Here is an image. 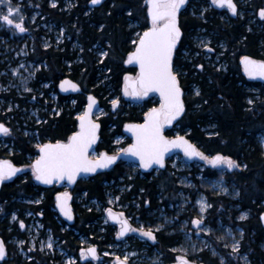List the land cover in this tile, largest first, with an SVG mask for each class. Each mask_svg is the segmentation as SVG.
<instances>
[{"label":"trees","instance_id":"16d2710c","mask_svg":"<svg viewBox=\"0 0 264 264\" xmlns=\"http://www.w3.org/2000/svg\"><path fill=\"white\" fill-rule=\"evenodd\" d=\"M32 1L35 0H30ZM90 1L72 0L67 12L60 10L62 2L51 9L46 6L47 11H54L52 15L56 23L64 21L70 24V35L73 38L77 36L80 41L77 49H69L67 42L61 44L54 52L41 44L36 47H40L38 51L40 59L46 57L50 67L54 68L45 72L48 75L53 73L55 81L58 82L63 75H69L81 84L83 90L93 93L98 98L104 113L99 118L101 129L96 150L114 153L116 137L125 135L124 125L142 121L145 111L157 103L147 100L146 106L144 99L138 100L124 93L126 75L136 73L135 68L126 64V58L135 47L133 41L138 38L136 33L138 31L141 33L149 27L150 21L146 0H103L100 5L92 7ZM243 1L246 4H241L243 12L234 17L228 14L227 10L220 8L207 7L203 10L201 6H208V0H190L192 5L199 4L196 11L201 14L197 16L187 10L182 11L183 35L172 59L184 92L185 108L181 118L165 133L171 136L178 131L192 140L204 156L211 158L220 154L230 157L240 165L234 172L226 173L228 183L240 190L237 199L220 194L215 196L216 191L211 190L205 183L200 184L202 178H215L222 173L214 166L194 168L193 165L191 169L180 171L184 175L188 174L197 184L194 191L204 192L212 203L204 219V222L210 226L218 225L220 220L227 224L236 222L232 218L235 219L238 214L235 207L237 204L255 207L253 201L257 191H262L264 196V148L260 143V135L264 134V82L248 81L240 63V58L243 56L264 60V18L259 15L260 10L264 9V0ZM39 4L41 7L44 5L42 1H39ZM199 33L209 41L207 48L202 49L197 46L198 41L194 38ZM98 45L108 52L107 57L99 55ZM199 65H203V68L198 67ZM42 73L44 70L39 72L40 76ZM251 84H254L257 90L252 91L249 88ZM197 91L199 95L196 94ZM79 96L81 100L76 107L70 104L69 109V104L55 107L50 103L43 104L44 99L41 98V104L49 110L41 112L40 122L28 121V127L37 131L39 136H28L15 129L14 133L11 131L6 138L7 142L14 141L16 155L11 157L12 161L21 163L26 158L24 160L26 163L28 159H33L37 153L38 140L42 142L49 139L67 140L77 129V111L87 103L83 95ZM14 99L17 100V96ZM22 101L24 104L25 99ZM114 101H117L115 106ZM59 107L62 113L57 115ZM17 112L18 109H15L9 113H14L15 116L21 114ZM127 139L126 145L130 143V139ZM1 142L0 138V157L9 155L7 147H3ZM128 170L129 164L118 161L111 168L79 181L75 199L77 198L78 201V195L84 193L87 202L96 199L101 201L106 209L110 208L107 196L108 184L113 185V181L119 180ZM178 179L175 170L167 164L151 182L143 178L138 185H134L132 192L139 194L141 202L140 217L155 221L154 218L162 207L166 208L168 213L175 215V211L169 209V206L179 200L177 196L182 185L179 183L175 185ZM36 187L29 172L1 185L0 200L3 201L2 204L5 203L2 207L3 211H0L1 238L5 235L2 227L3 229L12 227L14 232H18V236L25 235L21 231L20 222L23 221L27 225L30 221L26 218V210L38 211L44 208L42 219L47 225L55 227L57 220L52 210L54 206L52 198L38 206L22 201L23 196L34 195ZM186 191L191 193L188 188ZM147 193H150L149 203L145 202ZM191 194L195 195V193ZM82 205L83 202L76 203L78 217L84 218L87 234L94 233L97 227L95 221L105 215V212L99 213L93 208L89 209L88 206ZM13 211H17L18 215L10 225ZM192 215V212L187 211L180 217L191 220ZM111 232L112 229L105 234L111 235ZM260 237L261 235L248 236L244 239L239 254L229 253L228 249L218 246L221 254L230 259V264H241L239 255L243 252L249 254L252 264H264V246H262L264 240L260 241L258 239ZM4 238L6 239V236ZM177 238L178 233L157 232L156 240H150L152 248L157 247L160 250L159 253L165 264L175 262L180 255L177 251L171 250L177 245ZM187 258L196 264H225L222 257H212L208 249H202ZM12 260L10 264L22 262L21 258H12ZM23 264L36 263L24 261Z\"/></svg>","mask_w":264,"mask_h":264},{"label":"flooded vegetation","instance_id":"af4514ba","mask_svg":"<svg viewBox=\"0 0 264 264\" xmlns=\"http://www.w3.org/2000/svg\"><path fill=\"white\" fill-rule=\"evenodd\" d=\"M39 1H42L44 3L42 7L40 6ZM68 1L72 2V0H68ZM209 1L210 0H208V2ZM234 1L237 5V12L235 15L232 14L231 11L226 6L223 8L218 7L217 5L212 4L211 1L209 2L208 6L202 5L201 8L202 9L203 7H210L211 9L220 8V9L227 10L228 14L234 17H237L238 14L242 13L243 9L241 8V4L243 0H234ZM9 2L12 7L14 8L17 6L19 7V10H20L19 15H22L24 17L23 24L25 28L27 29V31L23 33L15 31V29L12 26L6 25L2 20H0V122H4L13 133L16 129L17 132H22L25 135H28V136L34 135V137H38L39 135L37 131L35 132L34 129H30L28 126L23 125V121L20 120L22 111H25L26 113H30L31 111H34L36 108H39L41 109L39 111V115L41 117L42 111L45 112L46 110H49L47 107H43V105L41 104L42 102L41 98L44 99V101L42 102L43 104L50 103V104H53L54 107L56 105L69 104L68 106V109H69L70 104L74 105L72 107H76V105L79 103V101L81 100L79 95H83L85 100L87 99V103H88V99H89L88 97L90 93L85 91V89L83 90V87H82V92H79V93H75V92L62 93L59 89L60 82L63 79L69 77V75L61 76L58 79V82L55 81L53 73L51 75H48L45 72V70L48 69L52 71L54 70V68L50 67L48 59L46 57L43 56L42 59H40L41 57L38 56L39 55L38 51H40L39 50L40 47L39 46L36 47V45L41 44L43 45L44 48L46 49L49 48L52 50V52H54V50L58 49V47H60L61 44H65L66 42H67V47L69 49L73 48L74 45H76L74 48L77 49L80 41L77 36H74L73 38L70 35L71 27L69 23H64V21H59V23H56L52 15V12L54 13V11L46 10V6H48L49 9H51L59 5L60 2H62L63 5L60 7V10L67 12V10L70 9V7L68 8L67 6V0H56L54 4L52 3L51 0H35L32 2H30V0H4V3L0 4V14H6ZM198 5L199 4H197L196 6L192 5L194 6V9H191L190 0H186L185 5L180 10V13L178 15V26L180 27L181 37L183 35V30H182L183 26L181 24L182 11L187 10L188 12H192V14L198 16L201 14L200 12L196 11V7ZM11 18L16 20L17 22L19 21V16L15 14ZM53 24L55 25V30L57 31L58 34L63 32L62 38L57 39L55 38V34H52L49 32L47 26L48 25L51 26ZM150 26H151V22H150L149 27ZM43 37L47 38L48 39L47 41L49 42L47 43L46 41L45 43V40L43 39ZM181 37L179 41L181 40ZM179 41L177 42V44L179 43ZM20 45L22 46L26 45L25 53L23 52L22 48L20 49V52H19V48L15 47V46L19 47ZM132 50H134V48ZM242 58L243 57H241L240 59ZM22 64H26V65L33 64L34 65V69L32 70V73H31L32 76L29 79L27 88H24L22 86L21 84L22 81L20 82L21 78L13 75L14 67H18L19 69L20 65ZM241 69L243 71L245 78L248 81L264 82L262 80L251 79L248 76V74L245 73L244 67L242 66V64H241ZM41 70H44V73H42V75L40 76L39 72ZM19 71L24 73L23 66L20 67ZM137 74H138V71L136 69V73L132 75L136 77ZM126 76L130 78H134V77H131V74H127ZM249 88H251L252 91L257 90L254 84L249 85ZM26 89H31V91H27ZM53 95L54 97L56 96L55 100L53 99ZM15 96H17L18 98L17 100L14 99ZM135 98H138L140 100L144 99L146 106H147V100L149 102H157L155 106L149 107V110L145 111V117H144L145 119H146L147 113L151 109L161 107V103H162L161 97L152 91H150L145 96H137ZM24 99L25 101L23 104L22 100ZM87 103L85 104V106L83 105V108L77 111L76 113V117H77L76 126L77 127H78V117L84 112V109ZM15 109H18V112L21 114L18 116H15L16 114L14 115V113H11V114L9 113L10 111L15 110ZM52 111L54 112V110ZM79 112L80 114L77 115ZM61 113H62V109L59 107L56 114L60 115ZM41 120H42V117H41ZM34 122H37V121H34ZM173 126L174 124L169 127L164 125L163 127L164 133L168 128H171ZM124 128H125V125L123 127V133L125 134L126 139L124 142H122V146H123V149H127L131 144L132 137L126 134ZM29 129L30 131H28ZM100 129L101 127L99 126V132H100ZM25 131H28V132H25ZM75 131H77V129ZM71 135L69 137H71ZM165 135L169 138L174 136V135L168 136L166 133ZM8 136L9 135L0 134V138L2 139L1 144L3 145V147H7L8 149L7 151L9 154V155H4L0 157V160L7 159V158L12 160L11 157L16 155V149L13 145L14 141L7 142L6 138ZM127 138L130 139V143L128 145H126L127 140H128ZM68 139L65 141H61V142L67 143ZM47 141H52V140L49 139ZM57 141H60V140H57ZM57 141H53V142H57ZM40 142L41 144L45 143L42 141ZM97 145H98V142L95 145L94 151L90 154V157H93L92 155L94 152H97L99 154L97 157H99L102 153H104V151L96 150ZM36 147H37V153L33 156V159H28L26 163L24 162L26 158L23 159L21 163L14 162L16 165H19L22 167V175L26 174L27 172L32 174L34 183L37 186L36 192L34 193V195L31 194V195L23 196L22 201L38 206L39 204L46 203L52 198L53 199L52 201L54 204L52 210L54 212V215L56 216V217L54 216V218H56L57 223H55V227L47 225L46 221L42 219V217L44 216L43 214L44 208H41L38 211H35L34 209L26 210L25 211L26 218L31 220L32 218L35 217V220L41 224L38 236L41 235L40 237H42V235L43 236L45 235V232L46 234H47V231L50 232V234H52V236L55 238L57 245L62 246V249L64 250V254H60V253L52 254V253H48L47 251L44 252L41 250L40 246L36 244L34 245V248L32 249L30 246L31 245L30 239L28 238V234L26 232V227L29 225L28 224L30 222L29 221L27 223L28 225L26 226V224L24 223L25 227L21 229V231L24 232L26 235V236L24 235L23 237L18 236V232H14L12 227H9L8 229H3L2 227V232L5 234L2 240L5 244L7 255H6V258H4L3 260H0V264H10V262L14 260V259L12 260V258H21L22 262L20 264H23L24 261H26L27 263H29L30 261H34V263L36 264H44V263L45 264H66V262L67 264H114L115 262H117V259L114 256H108L106 254L109 251H113V250L114 251L121 250L122 256H120L119 258L120 260H124L125 256L128 257L127 251H137L136 254H132L130 257H128L127 263L128 264H147V254H151L152 251L153 253L157 251L156 250L157 247L152 248L150 244V239L143 236L141 231H129L124 236H118L121 225L120 223L111 224L108 221V217H107L108 211L107 210L113 209L119 214L122 213L123 214L122 217L127 218L128 224L130 225L132 229H143L145 231L152 230L155 236L157 235V232H160L163 234L167 233L166 231H168L167 230L168 228L166 226H163V228L161 227V229L158 227V225L161 224L160 222L152 223L151 220H146L140 217L141 212H142L140 210V207H141L140 197H139V194L132 192L134 190L133 188L134 185H138V183H140L143 178H147V182H151V180L160 173V171L162 170V167H157V168L149 170V169H143L139 163H129L128 162L127 164H129V166L136 165L138 166V169H136V172H132L130 168L123 177H121L117 181H113V185L108 184L109 186L108 189L113 187L115 192H117L120 189H124V192L120 193V197H119L120 203L118 202V205L112 204L113 206L110 205V208L108 209L103 207L102 202L99 200L93 199L92 201L87 202L86 198H84L85 197L84 193L81 195H78L79 196L78 201L83 202V205H82L83 207L88 206L89 209L93 208L96 212H99V213L105 212V215H102L100 219H97V221H95V224L97 225V227L93 231L94 233L87 234V229L85 226L86 223H84L83 221L84 218L78 217V213L76 211L77 210L76 203L78 201H77V198L75 199V197H76V190L78 189V182L89 178V176L93 174L89 175L88 177L80 178L73 185H68V184L61 185V184L56 183V184L49 185V186H40L39 184L36 183L34 179L33 170L30 167L32 166V162L34 158H37L40 155V151H39L40 145L36 144ZM17 150L18 152H21L19 151V149ZM176 155H173L167 158L164 161L163 165L167 166V164H170L172 166V161ZM200 162L203 165L205 164L204 161L197 160V164ZM27 166H29L30 168L27 169L26 168ZM211 166L213 167V165ZM234 170L235 168H228L227 170L222 172L223 175L221 177H223L224 180L228 183V180L226 178V173H228V171L234 172ZM6 181H9V180L7 179L4 182ZM3 183H0V188ZM178 183H179L178 181L175 182V185ZM236 189L239 193L240 190L238 189V187H236ZM128 192H130V194ZM63 193L68 194V197L70 198V206L72 207L74 215H75V219L73 223H70L69 221H67L57 208V196ZM219 194L225 195L221 193ZM255 196L256 197L253 201L256 205L255 207L243 206V205L241 206L240 204H237L235 206L236 209L238 210V214L236 218L233 220L236 222L227 224L224 221L220 220V223L225 224V226L230 225V227L235 230H237V228H240L242 230V235H241V239L239 242V251L243 244V240L247 239L248 236L257 237V235H261V237L258 239H260V241L264 240V218H262L264 215V196L262 194V191L260 190L257 191V194ZM145 200H146L145 201L146 203H149L150 193H147ZM36 201H39V203H37ZM2 203L3 201L0 200V208H2L3 205H5V203L4 204ZM146 203H145V206H146ZM243 213H246L247 215L245 219L241 220L240 216ZM13 215H15L17 219V215H18L17 211H13L11 219H10V225H12V223H14V221L16 220V219L15 220L13 219ZM105 217H106V220H105ZM218 226H219V223L218 225L211 226L212 234L215 228H217ZM110 229H112L111 235H106L105 233L108 232V230ZM172 229H173V226H172ZM177 233H178V238H177L178 243L177 245L172 247V248H175L174 249L175 251L178 245L183 246V243H182L183 234L182 232H177ZM5 236H6V239L4 238ZM18 240L24 241L21 247L24 253H26L28 257H24V255L20 252L19 246L17 245V242H16ZM227 244L229 245V248H230L229 253H233L232 247H231L232 245L229 243ZM92 247H95L96 249L95 258L92 257L91 255L81 254L82 250L86 251L87 249L92 248ZM220 250L221 249L218 250L216 247H214V252L209 249L212 257H216L217 254H219V256L222 257V261H224L225 264H230V259H228V257L225 256L224 254L222 255ZM239 251H238V254H239ZM239 256H240L241 264H246L244 257H247V264H252V261L247 252H243V254H240ZM71 257L73 259L72 261L70 260Z\"/></svg>","mask_w":264,"mask_h":264},{"label":"snow or ice","instance_id":"6c2138e0","mask_svg":"<svg viewBox=\"0 0 264 264\" xmlns=\"http://www.w3.org/2000/svg\"><path fill=\"white\" fill-rule=\"evenodd\" d=\"M91 2L92 4H98L101 0H91ZM3 3L4 0H0V4ZM148 3L150 5L148 12L151 18V27L143 32L138 43L133 41V44L136 45L135 51L129 54L127 61L128 63L138 62L140 74L136 80L125 77L124 93L131 96H144L149 91L157 90L160 92L163 102L159 109L153 108L147 113L144 124L127 126L134 133L136 143L122 151L139 157L144 168L151 167L153 163L163 166L164 154L170 147L182 148L186 156L200 157L213 166L240 167L230 157H224L220 154L211 158L204 156L184 137L178 136L174 140H168L162 135L164 125L171 124L184 112V104L181 99L183 93L177 74L173 71L172 58L177 42L181 37L180 27L178 26V13L185 5L186 0H148ZM211 3L221 8L226 6L232 14L237 12V5L234 0H211ZM19 12V7L14 8L9 2L7 12L6 14H0V20L6 25L12 26L15 31L23 33L27 29L23 24L24 17L19 15ZM14 14L19 16L18 22L11 18ZM259 15L264 18V9L260 10ZM209 50L211 51V49ZM99 55L107 57L109 54L101 50ZM242 59L245 64V71L249 76L264 77V61H254L247 56ZM198 67L202 69L203 65ZM69 83V81H62L61 87L63 88L65 84ZM72 87L77 88L78 86L73 84ZM26 90L31 91V89ZM196 94L199 95V92L197 91ZM89 100L92 103L89 104L88 111L80 117L79 132L69 137L67 143L57 141L55 144L48 143L40 146L41 155L32 165L33 173L38 181L51 184L54 179H64L65 177L69 181H74L81 172H94L97 168H107L118 159L117 156H109L107 153L102 154L101 158L96 161L88 159V149L97 139L96 132L99 128V125L95 124L90 118L95 98L89 97ZM116 103L117 101L113 102L114 106ZM10 131L8 127L0 123V134L8 135ZM20 171L21 169L15 167L10 161H0V183L11 179ZM68 199L66 193L57 196L61 211L71 218L67 208ZM36 202L39 203V201ZM206 206L202 203V212ZM0 211H3V209L0 208ZM107 211L113 219L117 218L111 209ZM246 215V213H243L240 219H245ZM119 216L122 217L123 214L121 213ZM13 219H16L15 215H13ZM192 223L201 228L203 222L201 219H195ZM120 225L118 236H124L129 231H141L143 236L153 241L156 240L152 230L132 229L126 219H121ZM20 227H25L23 221L20 222ZM208 231L211 230L208 229ZM19 243L23 244L24 241ZM47 247L52 248V244L48 243ZM231 247L233 253H238L239 242L232 244ZM81 254L91 255L95 258L96 249L92 247L86 251L82 250ZM5 255L6 247L3 240L0 239V260H3ZM178 259L180 264H189V261L184 257ZM244 259L247 264V257H244ZM127 260V256L124 257L123 261L117 258L118 264H127Z\"/></svg>","mask_w":264,"mask_h":264},{"label":"rangeland","instance_id":"374dc122","mask_svg":"<svg viewBox=\"0 0 264 264\" xmlns=\"http://www.w3.org/2000/svg\"><path fill=\"white\" fill-rule=\"evenodd\" d=\"M51 1L53 4L56 2V0H51ZM244 2L245 1H242L243 4H244ZM71 5H72V2L67 0L68 8ZM244 5H246V4H244ZM205 8H207V7H203L204 10H205ZM191 9H194V6H192V4H191ZM242 12H243V10H242ZM47 27H48V30L50 33L55 34V38H57V39L62 38L63 32L58 34L57 31L55 30L54 24L51 26L48 25ZM136 34L139 37V35L141 33L138 31ZM43 39L45 40V43L48 40L47 38H44V37H43ZM194 39L196 41H198L197 46H199L202 49L207 48V44L209 43V41H207L206 37L204 35H202V33L195 35ZM48 42L49 41H47V43ZM25 46L26 45H23V46L20 45L19 47H17V46H15V47L19 48V52H20V49L22 48L23 52L25 53L26 52ZM75 46L76 45H74L73 48ZM97 47L99 48L100 46L98 45ZM101 50L104 51L103 47H100V51ZM182 53H184V52H182ZM215 60L218 61L217 58H215ZM22 66L24 68V73L19 71L20 67H22ZM20 67H19V69H18V67H14L13 75L21 78L20 82L22 81L21 82L22 86L24 88H27V85L29 83V79L32 76L31 73H32V70L34 69V65L33 64H27V65L22 64V65H20ZM37 68H39V67H37ZM131 77H135V76L131 75ZM104 80H106V79L104 78ZM55 98H56V96L54 97V95H53L54 100H55ZM40 110L41 109L36 108L34 111H31L30 113H26L25 111H22L20 120L23 121V125L29 126L28 125L29 120L31 122L33 120L37 121V123L39 121H41V117L39 115ZM103 113H104V111H103L102 107L100 106L99 110L96 113L97 119L100 118L103 115ZM79 114H80V112L77 115H79ZM25 115H27V116H25ZM28 131H30V129ZM28 131H25V132H28ZM177 134H180V132L175 131V135H177ZM125 139H126L125 135H118L116 137V139H115L116 152L123 150L122 142H124ZM260 143L264 148V134L260 135ZM37 144L41 145L40 140H38ZM98 155L99 154L97 152H94L92 156L97 157ZM198 160L204 161L205 166L210 165L207 162V160H204L202 158L198 159ZM192 162H194V160H190L182 154H178L174 157V159L172 161V168L178 174V175L176 174V176H179L178 182H179V184L182 185V188L179 190V196H177L179 198V200L176 203L170 204V209L175 211V215L169 214L168 211L164 207H162L158 210V213H157L158 215L155 216V218H154L155 221H152V223L160 222L161 224L158 225V227L161 229V227L163 228V226H166L168 228L167 229L168 231H166V232L169 234H172L174 232H176V233L182 232V234H183V238H182L183 246L178 245V247L176 249V251L180 254V255H178L179 256L178 258L184 257L186 260H189L192 264H194V261L188 259L187 257H189L190 255H193L195 253L200 252L202 249H208V250L210 249L214 252V247H216L218 249V247H219L218 245H220L222 248H224L226 250L228 249L230 251L229 245L227 243L232 245L236 242H240L242 230L240 228H237V230H235V229L231 228L230 225L225 226V224L218 222L219 226L217 228H215L213 234L211 233V231H208V229L211 230V226L204 222V219H205V216L207 213V209L210 207V202H208L209 201L208 197L206 196V194L204 192L194 191V189L197 187V184L189 177L188 174L184 175V174L180 173V171H182L184 169L193 168V165H194V168L196 166L203 168V166H204L203 164H201V162L197 164V160H195L194 163H192ZM30 167L32 168V166H30ZM30 167L27 166L26 168L28 169ZM216 168L218 169V172H223V171L228 169L225 165H219ZM129 169L132 172H136V169H138V166L131 165V166H129ZM222 175H223V173H221L219 175V177H217V178H210V179L202 178V180L204 182L201 181L200 184L204 185V183H205L210 187L211 190L216 191V193H214L215 196L218 195L219 193H221V194H225L229 198L237 199V197L239 196V193H238L236 187L231 185L230 183L228 184L224 180V178L221 177ZM186 188L191 190V193H193V194L195 193V195L193 196L190 192H187ZM122 192H124V189H120L117 192H115L113 187L108 189V192H107L108 203L110 205H112V204L118 205V202L120 203V201H119L120 193H122ZM202 203L204 205H207L204 208L203 212L201 211ZM187 211H189L190 213L191 212L193 213V215L191 217L192 221L195 219H201L202 220L203 223H202L201 228H198L195 224H193L189 218L185 219V218L180 217L181 214H183L184 212H187ZM156 212L154 211V213H156ZM231 216H232V212H231ZM232 219H234V218H232ZM105 220H106V217H105ZM28 224H27L28 226L26 225L27 226L26 232L28 234V238L30 239V242H31L30 246L32 249L34 248V245L36 244V245H39L41 250L44 252L47 251L48 253H52V254H56V253L64 254V250L62 249V246L57 245L55 238L52 236V234H50V232L47 231V234L45 232V235L44 236L42 235V237H40L41 235L38 236L41 224L35 220V217L32 218ZM172 226H173V229H172ZM20 241L21 240L16 241L17 245L19 246V250L24 255V257H28L26 255V253H24V251L22 250V247H21L22 244L19 243ZM48 243L52 244V248L47 247ZM226 245H227V247H226ZM174 249L175 248H172L171 250H174ZM219 249H220V247H219ZM156 250L157 251H155L154 253L147 254V264H165L163 262V258H161V254L158 252L160 250L158 248H156ZM136 253H137V251H127L128 257H130L132 254H136ZM106 254L108 256H114L116 259L120 258V256H122L121 250L109 251ZM217 256H219V254H217ZM70 260L71 261L73 260L72 257L70 258ZM178 260L179 259H177L176 261H178ZM66 264H67V262H66ZM195 264H196V262H195Z\"/></svg>","mask_w":264,"mask_h":264},{"label":"water","instance_id":"95a60500","mask_svg":"<svg viewBox=\"0 0 264 264\" xmlns=\"http://www.w3.org/2000/svg\"><path fill=\"white\" fill-rule=\"evenodd\" d=\"M102 1H103V0H101V2H102ZM101 2L98 3V4H92V2H90V4H91L92 6H98V5L101 4ZM234 3H235V1H234ZM235 4H236V3H235ZM147 5H148V10H149V6H150V5H149L148 2H147ZM182 8H183V7H182ZM182 8H181V9H182ZM181 9H180V10H181ZM179 13H180V11H179ZM179 13H178V15H179ZM234 15H235V14H234ZM148 17H149V21L151 22V18H150V16H149V12H148ZM149 28H150V27H149ZM147 30H148V28L145 29L143 32H145V31H147ZM143 32L141 33L140 36H142ZM138 41H139V39H138ZM138 41H137V43H138ZM135 47H136V46H135ZM134 51H135V48H134V50H133L132 52H134ZM132 52H131V53H132ZM129 54H130V53H129ZM128 56H129V55H128ZM128 56H127V59H126V64H127V65H130V66H132V67H134V68H136L137 71H138V75H137V77H136V78H131L132 80H136V79L139 77V74H140V65H139V63L136 62V61H133L132 63H128V62H127V61H128ZM244 57H246V56H244ZM247 57H250V58H251L252 60H254V61H258V60H256L254 57H251V56H247ZM240 62H241V64H242V66L244 67V71H245V64H244L243 59H240ZM172 65H173V63H172ZM173 71L175 72L174 67H173ZM175 73H176V72H175ZM245 73H247V72L245 71ZM247 74H248V73H247ZM248 76H249V74H248ZM249 77H250L251 79H254V80H262V81H264V77H259V76H249ZM63 81H69L70 83H69V84H65L63 88L61 87V83H60V89L62 90V92H64V93H68V92L79 93V92H82V87H81V85H80L77 81H75L74 79H72L71 77H67V78L64 79ZM73 84H74V85H77L78 87H77V88H73V87H72ZM149 92H150V91H149ZM149 92H148V93H149ZM152 92L158 94V95L161 97V94H160L159 91H157V90H152ZM182 93H183V90H182ZM144 96H145V95H144ZM89 97H94V98H95V102L93 103V106H92V109H91L90 118H91V120H92L95 124H98V125H99L98 120L95 119V118L93 117L94 114H96V112L99 110V101H98L97 97H95L93 94H90ZM161 99H162V97H161ZM181 99H182L183 104H184V93L182 94ZM162 102H163V99H162ZM90 103H92V101L89 100L88 104H87L86 107H85V112L88 111V106H89ZM156 109H159V108H156ZM181 116H182V114H181L179 117H177L175 120H173L171 124H165V126H171V125H173V124L176 122V120L179 119ZM145 120H146V119H145ZM145 120H143V121H141V122L129 123V124H127V125L125 126L124 130H125L126 134H128L130 137H132V142H131L130 145H133V144L136 143V138H135L134 133H133L132 131H130L129 128H128L127 126H128V125H142V124L145 123ZM0 123H3L6 127H8L4 122H0ZM8 128H9V127H8ZM77 128H78V130H77L76 132H79V131H80V117H78V127H77ZM98 130H99V128L97 129V132H96L97 139H96L95 142L91 145V147L88 149V153H87L88 159L93 160V161H96V160L100 159L101 156H102V154L107 153V152H104V153H102V154H101L99 157H97V158L90 157V154L94 151L95 144H96V143L98 142V140H99V133H98ZM76 132H74V133H76ZM74 133H73V134H74ZM73 134H72V135H73ZM72 135H71V136H72ZM162 135H163L165 138H167L168 140H174V139H175L176 137H178V136H179V137H184L185 140H187L189 143H191L192 145H194V146L196 147L195 143H194L192 140H190V139H189L187 136H185V135L179 134V135H175V136H173L172 138H169V137H167V136L165 135L164 130H162ZM48 143H53V144H55L56 142L49 141V142H47V143H45V144H48ZM43 145H44V144H43ZM196 149H197V148H196ZM197 150H198V149H197ZM39 151H40V149H39ZM178 153H183V154H185L182 148H179V147H170L169 150L164 154L163 164H164V161H165L167 158H169V157H171V156H173V155H175V154H178ZM107 154H108L109 156H113V155H114V156H117L118 159H117L113 164H111L109 167H107V168H97L96 171H94V172H86V173H85V172H81V173L75 178L74 181H69V180L65 177L64 179H54L53 182H52L51 184H45V183H43V182H41V181H38V180L35 178V176H34V179H35L36 183L39 184L40 186H49V185H53V184H56V183L61 184V185H62V184L73 185V184H74L77 180H79L80 178L88 177V176L91 175V174H98V173L102 172V171L105 170V169L111 168L112 166L115 165V163H116L117 161H120V160H124V161L129 162V163H139L140 166H141L143 169H149V170L154 169V168H157V167H164V165L161 166L160 164L153 163L151 167H149V168H144V167L142 166V164H141V161H140V158H139V157L134 156V155H131V154H129V153H125V152H119V153H116V154H110V153H107ZM40 155H41V152H40ZM40 155H39V157H40ZM39 157H37L36 159H34L32 164H34L35 161H36ZM187 157H188V156H187ZM188 158L196 159V158H199V157H188ZM0 161H10L15 167L21 169V171H20V172H17L15 176H18V175H20V174L22 173V167L19 166V165H16L15 163H13L11 159H9V158H7V159H1ZM15 176H13V177H15ZM13 177H12V178H13ZM57 208H58V210L61 212V214L64 216V218H65L67 221H69L70 223H73V221H74V219H75V215H74V212H73L72 207L70 206V198L67 200V208H68V210H69V212H70V214H71V218H69L68 216H66V215L61 211V208H60V205H59L58 201H57ZM112 213H113V214H116L117 218H116V219H113L112 216L109 214V212H107L108 219H109L110 223L117 224V223H120V220H121V219H126V218H123V217L119 216V213H116V212H114V211H112ZM126 220H127V219H126ZM127 222H128V220H127ZM0 239H2V238L0 237ZM6 255H7V253H6ZM6 255H5L4 258H6ZM121 261H123V260H121ZM115 264H118V262H116ZM127 264H128V263H127ZM171 264H180V261H179V262H173V263H171ZM189 264H191V263H189Z\"/></svg>","mask_w":264,"mask_h":264},{"label":"bare ground","instance_id":"6f19581e","mask_svg":"<svg viewBox=\"0 0 264 264\" xmlns=\"http://www.w3.org/2000/svg\"><path fill=\"white\" fill-rule=\"evenodd\" d=\"M147 2H148V0H146V3H147ZM91 7H92V6H91ZM147 13H148V5H147ZM148 18H149V17H148ZM150 27H151V26H150ZM147 28H149V27H147ZM147 28H146V29H147ZM141 33H142V32H141ZM132 51H133V50H132ZM132 51H131V52H132ZM131 52H130V53H131ZM255 59H256V58H255ZM256 60H258V59H256ZM258 61H264V60H258ZM173 67H174V66H173ZM65 79H66V78H65ZM63 80H64V79H63ZM63 80H62V81H63ZM62 81H61V82H62ZM61 82H60V83H61ZM180 87H181V86H180ZM59 89H60V85H59ZM181 89H182V88H181ZM60 91L62 92L61 89H60ZM62 93H64V92H62ZM183 93H184V92H183ZM90 94H93V93H90ZM90 94H89V95H90ZM93 95H94V94H93ZM94 96H95V95H94ZM95 97H96V96H95ZM88 98H89V97H88ZM97 99H98V98H97ZM88 102H89V99H88ZM87 104H88V103H87ZM99 108H100V104H99ZM84 113H85V109H84V112H83L79 117L83 116ZM182 114H183V113H182ZM93 117H94L95 119H97L96 114H94ZM180 118H181V117H180ZM98 119H99V118H98ZM98 119H97V120H98ZM98 122H99V121H98ZM125 126H126V125H125ZM98 133H99V130H98ZM96 144H97V143H96ZM96 144H95V145H96ZM111 210L114 211L113 209H111ZM114 212H116V211H114ZM116 213H118V212H116ZM263 217H264V215H263ZM67 249H68V248H67ZM72 254H73V253H72Z\"/></svg>","mask_w":264,"mask_h":264}]
</instances>
